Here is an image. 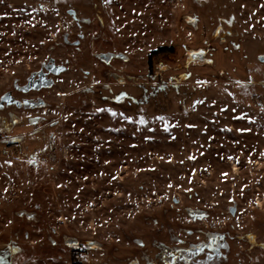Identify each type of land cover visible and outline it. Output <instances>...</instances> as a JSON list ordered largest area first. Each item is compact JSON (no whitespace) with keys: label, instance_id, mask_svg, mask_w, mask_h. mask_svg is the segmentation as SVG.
Returning <instances> with one entry per match:
<instances>
[{"label":"rangeland","instance_id":"374dc122","mask_svg":"<svg viewBox=\"0 0 264 264\" xmlns=\"http://www.w3.org/2000/svg\"><path fill=\"white\" fill-rule=\"evenodd\" d=\"M259 56L264 0H0V103L64 69L0 110V264H264Z\"/></svg>","mask_w":264,"mask_h":264},{"label":"flooded vegetation","instance_id":"af4514ba","mask_svg":"<svg viewBox=\"0 0 264 264\" xmlns=\"http://www.w3.org/2000/svg\"><path fill=\"white\" fill-rule=\"evenodd\" d=\"M183 19L186 23L196 25L192 17L184 16ZM227 35L230 36L231 34L229 33ZM221 41L225 42V38L222 37ZM203 54L204 53L200 54L201 57L199 59L202 58ZM97 57L107 63H110L113 59H116V58L125 59L122 54H117V53H108V54L101 53V54H98ZM259 60H260V56H259ZM61 69H63V67L57 66L54 62H52L51 64L43 65L40 69L31 72L30 76L27 78L26 84L19 86L18 82L15 81V90L22 95V98L14 99V97L11 94L6 95L1 100L0 110L4 106H10V107L14 106L18 110H25V111L33 112V111H36L37 109H40L41 107H45L46 103L40 97L36 95L46 88L53 87L54 82L48 77V74H58V72L61 71ZM119 81L123 82V79L121 78L119 79ZM35 118H36L35 119L36 121L42 120V118H39V117H35ZM21 215L26 216L28 218L35 216V215H30L26 212H22ZM64 242L69 247H72L75 249L81 248L79 242L76 239L64 237ZM88 245L91 247L98 246V244L94 242H89ZM212 249L213 247L211 245H207L203 250L211 252Z\"/></svg>","mask_w":264,"mask_h":264},{"label":"water","instance_id":"95a60500","mask_svg":"<svg viewBox=\"0 0 264 264\" xmlns=\"http://www.w3.org/2000/svg\"><path fill=\"white\" fill-rule=\"evenodd\" d=\"M260 61H261V62H264V56H260ZM63 70H64V69H61V71H59L58 74H59L60 72H62ZM50 86H51V85H50ZM236 209H237V203H235L234 206L230 208V210H231V212H232L233 215H235Z\"/></svg>","mask_w":264,"mask_h":264},{"label":"snow or ice","instance_id":"6c2138e0","mask_svg":"<svg viewBox=\"0 0 264 264\" xmlns=\"http://www.w3.org/2000/svg\"><path fill=\"white\" fill-rule=\"evenodd\" d=\"M113 115H115V113H113ZM141 123H143V121H141Z\"/></svg>","mask_w":264,"mask_h":264}]
</instances>
